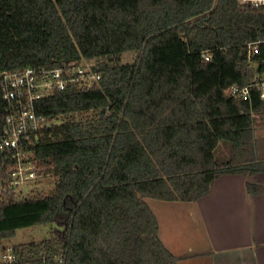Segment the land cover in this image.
I'll use <instances>...</instances> for the list:
<instances>
[{
	"label": "trees",
	"instance_id": "trees-1",
	"mask_svg": "<svg viewBox=\"0 0 264 264\" xmlns=\"http://www.w3.org/2000/svg\"><path fill=\"white\" fill-rule=\"evenodd\" d=\"M262 60L264 8L239 0H0V119L6 70L76 64L100 75L36 101L45 125L30 148L54 189L0 195V240L58 228L0 264H179L146 198L196 201L222 175L264 173L260 90L226 93L253 83ZM221 142L229 158L217 156Z\"/></svg>",
	"mask_w": 264,
	"mask_h": 264
},
{
	"label": "crops",
	"instance_id": "crops-1",
	"mask_svg": "<svg viewBox=\"0 0 264 264\" xmlns=\"http://www.w3.org/2000/svg\"><path fill=\"white\" fill-rule=\"evenodd\" d=\"M156 209L160 237L179 264H264L263 172L222 175L198 200H160Z\"/></svg>",
	"mask_w": 264,
	"mask_h": 264
},
{
	"label": "built area",
	"instance_id": "built-area-1",
	"mask_svg": "<svg viewBox=\"0 0 264 264\" xmlns=\"http://www.w3.org/2000/svg\"><path fill=\"white\" fill-rule=\"evenodd\" d=\"M243 7L264 8V0H239ZM245 54L253 61L258 46L249 42ZM210 58V54L206 55ZM255 63V61H253ZM257 64V63H256ZM264 65V60H262ZM100 75L90 65L68 64L54 69L27 67L22 70H6L1 75L3 100L7 104L4 118L0 119V195L10 193L14 199H21L41 191V182L47 178L45 167L30 148L39 143L45 123L35 110L37 100L66 89L70 84L81 89L91 88ZM260 90L264 99V70L257 73L253 83L246 86L230 85L226 93L237 99L252 97V88ZM25 188H28L24 191ZM2 259L14 262L16 255L12 246L6 248Z\"/></svg>",
	"mask_w": 264,
	"mask_h": 264
},
{
	"label": "rangeland",
	"instance_id": "rangeland-1",
	"mask_svg": "<svg viewBox=\"0 0 264 264\" xmlns=\"http://www.w3.org/2000/svg\"><path fill=\"white\" fill-rule=\"evenodd\" d=\"M137 53L135 51L126 52L122 56V63H131L136 59ZM92 63H96L93 60ZM262 135H264V128L261 130ZM216 154L219 158H229L232 154L230 147L225 144V142H221L217 148ZM28 188H25L26 191ZM54 189V180L53 178H45L43 182H41V190L45 192H51ZM147 203L155 210L157 201L159 199L155 198H146ZM58 228L57 224H43L31 226L28 228H21L17 231L16 236L0 240V260L2 259V254L4 249L9 246H13L20 243H25L33 240H42L45 238H50L55 234V229Z\"/></svg>",
	"mask_w": 264,
	"mask_h": 264
}]
</instances>
